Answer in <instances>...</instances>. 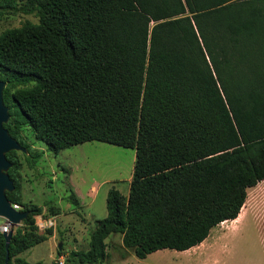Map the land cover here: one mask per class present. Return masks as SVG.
<instances>
[{"label": "trees", "instance_id": "trees-1", "mask_svg": "<svg viewBox=\"0 0 264 264\" xmlns=\"http://www.w3.org/2000/svg\"><path fill=\"white\" fill-rule=\"evenodd\" d=\"M16 10L0 0V21ZM22 10L38 21L0 34V81L5 128L26 159L40 156L24 126L56 154L93 141L136 150L129 195L109 191L89 250L69 262L104 263L113 235L140 260L185 252L240 216L264 181V0H28ZM18 153L7 154V197L31 215L12 229L9 264H31L19 255L53 230L40 234L42 209L21 201ZM6 255L0 232V264Z\"/></svg>", "mask_w": 264, "mask_h": 264}, {"label": "rangeland", "instance_id": "rangeland-1", "mask_svg": "<svg viewBox=\"0 0 264 264\" xmlns=\"http://www.w3.org/2000/svg\"><path fill=\"white\" fill-rule=\"evenodd\" d=\"M15 2L17 10L0 21V34L19 28L26 21H38L34 14L22 10L28 0ZM21 140L34 157L40 156L33 163L30 155L27 159L22 152L16 155L22 162L21 201L41 208L40 215L53 218L55 226L51 237L19 257L31 264H55L63 256L66 264H76L69 259L76 252L89 250L92 233L108 216L109 191L115 188L129 195L136 150L93 141L56 154L28 126L21 129ZM72 197L79 201L78 206ZM245 205L244 221L222 223L201 245L185 252L161 250L140 260L123 247L121 235L110 236L106 240L109 258L100 264H264V181L248 190ZM51 208H55L57 215ZM4 223L0 218V226ZM22 227L23 223L14 229ZM124 254L127 258L123 259Z\"/></svg>", "mask_w": 264, "mask_h": 264}, {"label": "water", "instance_id": "water-1", "mask_svg": "<svg viewBox=\"0 0 264 264\" xmlns=\"http://www.w3.org/2000/svg\"><path fill=\"white\" fill-rule=\"evenodd\" d=\"M5 87L6 83L0 81V218L15 228L29 218L31 211L16 210L7 197V193H12L16 189L15 183L9 174L14 164L8 159L7 154L13 151L28 154V150L12 137L8 129L5 128L12 117L10 108L4 100ZM13 234L14 230L9 234H3L7 249L6 264H9L10 261L9 247ZM59 249H62V245H59Z\"/></svg>", "mask_w": 264, "mask_h": 264}, {"label": "built area", "instance_id": "built-area-1", "mask_svg": "<svg viewBox=\"0 0 264 264\" xmlns=\"http://www.w3.org/2000/svg\"><path fill=\"white\" fill-rule=\"evenodd\" d=\"M13 207L16 210H22V207L20 205H13ZM54 226H55V222L53 218L45 217V215H38V217H36V227L38 228V230L47 231L48 229L54 228ZM12 229L13 226L7 222H5L3 225L0 226V232L3 234L4 233L9 234L12 231ZM58 263L66 264L65 257L61 256L58 259Z\"/></svg>", "mask_w": 264, "mask_h": 264}, {"label": "bare ground", "instance_id": "bare-ground-1", "mask_svg": "<svg viewBox=\"0 0 264 264\" xmlns=\"http://www.w3.org/2000/svg\"><path fill=\"white\" fill-rule=\"evenodd\" d=\"M246 206V205H245ZM245 206H244V208L242 209V213H241V215L236 219V220H234V221H238L239 223L240 222H242V221H244L247 217L245 216V215H243L244 213H243V211H244V209H245ZM247 209H245V211H246ZM247 213V212H246ZM226 222H228V221H226ZM226 222H224V223H226ZM232 223H233V221H232Z\"/></svg>", "mask_w": 264, "mask_h": 264}, {"label": "crops", "instance_id": "crops-1", "mask_svg": "<svg viewBox=\"0 0 264 264\" xmlns=\"http://www.w3.org/2000/svg\"><path fill=\"white\" fill-rule=\"evenodd\" d=\"M241 213H242V212H241ZM240 215H241V214H240ZM59 258H60V257H58V259H59ZM58 259H57V260H58Z\"/></svg>", "mask_w": 264, "mask_h": 264}]
</instances>
